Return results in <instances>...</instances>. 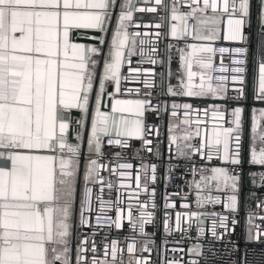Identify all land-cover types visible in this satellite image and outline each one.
<instances>
[{
  "label": "snow or ice",
  "instance_id": "obj_1",
  "mask_svg": "<svg viewBox=\"0 0 264 264\" xmlns=\"http://www.w3.org/2000/svg\"><path fill=\"white\" fill-rule=\"evenodd\" d=\"M245 177L264 187V0H0V264H200L238 224L230 264H264Z\"/></svg>",
  "mask_w": 264,
  "mask_h": 264
},
{
  "label": "built area",
  "instance_id": "obj_2",
  "mask_svg": "<svg viewBox=\"0 0 264 264\" xmlns=\"http://www.w3.org/2000/svg\"><path fill=\"white\" fill-rule=\"evenodd\" d=\"M165 2L167 3V2H169V0H165ZM147 6H151V5H147ZM134 15L137 18L143 17L145 22H147V21H153L154 22L155 19H158L159 12H157V13H147V12L141 13V12H137ZM131 30L132 31H141V32H145V31L154 32V31H156L155 28H149V29L137 28V27H135V25L132 26ZM165 30H166V28H165ZM189 42H191V41H189ZM225 46H233L234 47V46H237V45L234 44V43L225 42ZM137 59H138V57H133L132 63H133L134 66H135V63H136ZM172 66H173V71L175 72L176 69L178 68V57L174 56L173 65ZM249 72H250V75H251V72H252L251 63L249 65ZM175 82H176L175 79H173V83H175ZM130 86L135 87L137 85L133 83ZM208 103H212V101L209 100ZM201 106H203V105L201 104ZM257 106H259V105H257ZM249 112L246 115V121H247V123H246V132H247V127H248V123H249ZM163 131H164V129H162V132ZM246 138H247V135H246ZM136 143L138 145L139 142H136ZM112 151H119V149H115V148L106 149V154H110ZM123 155L125 157H127V161L128 162H131L134 165L138 163V160L133 158L130 153L125 152V153H123ZM105 162H107V155H106ZM119 162H125V161L121 160ZM104 175H105L106 179L111 178V177H109V174L107 172H105ZM180 183H181V181L179 179L175 180L174 182H172L169 185L168 191L169 192L177 191L176 185H178ZM132 190H134V189H121V191H124V192L132 191ZM246 190H247V177H245L244 183H243L242 195H241L242 201L245 198ZM184 191H187V189L185 188ZM163 192H164L163 183H160L159 186H158V191H157V199L161 203V205H162ZM254 192H256L257 197L264 198V187H254ZM115 195H116V192H115V189H113L112 190V198L113 199L115 198ZM105 198L106 199L108 198V190L107 189H105ZM179 205H180V201H179V198H177V209L176 210H181ZM252 207L255 208V201L254 200H253ZM216 210H219V206H217ZM241 215L243 216V213H241ZM257 223H260V221L257 220ZM87 230L88 229H85V231H87ZM150 230H152V229H150ZM241 232H242V229H241L240 225L238 224L236 226V229H235V235L233 237H231V239L237 241V243H238V251L233 253L232 256H229L227 253L224 252V242H215V247L217 249L216 254L213 255L212 252H209L205 248L204 249V255L199 257L200 264H205V257L207 258V264H230V262H231V260L233 258L236 259V260H240L242 255H243L244 247H245V241L242 239ZM105 233L110 238H118L121 241H123V237L128 234L127 222L125 221V227L122 230H116L115 228H112L111 230H108V229L99 230V233L97 235V240L99 241L101 239V236L103 234H105ZM157 234H158V236H162L163 235L162 225L160 226ZM190 234H191L192 237H195V230L193 229ZM168 239H169V241H178V240H180V234L179 233H174L172 236H169ZM193 242L194 241H189L188 239H185L182 242L181 245H176L174 243H170L168 245V247H169V249H171L172 247H184L185 249H187V247L190 245V243H193ZM157 243L159 244V240L157 241ZM248 248L250 250L248 252V259H249V261H252V260L257 258V254L259 252V249L261 248V245L249 244ZM145 254L147 255V253H145ZM173 255L174 254L171 251L168 252L169 258H171ZM177 255H184V254H177ZM151 258H152L153 261H156L158 259L155 250L153 251ZM184 259H185V261H187L188 260V256L184 255Z\"/></svg>",
  "mask_w": 264,
  "mask_h": 264
},
{
  "label": "crops",
  "instance_id": "obj_3",
  "mask_svg": "<svg viewBox=\"0 0 264 264\" xmlns=\"http://www.w3.org/2000/svg\"><path fill=\"white\" fill-rule=\"evenodd\" d=\"M247 134V136L248 135H250V112H249V123H248V127H247V132H246ZM248 180V179H247ZM247 191V190H246ZM247 193H248V191H247ZM247 203L250 205V206H252L253 205V200H248L247 201Z\"/></svg>",
  "mask_w": 264,
  "mask_h": 264
},
{
  "label": "rangeland",
  "instance_id": "obj_4",
  "mask_svg": "<svg viewBox=\"0 0 264 264\" xmlns=\"http://www.w3.org/2000/svg\"><path fill=\"white\" fill-rule=\"evenodd\" d=\"M248 191V193H247ZM247 191L245 194V198L248 196L249 192H254V187L251 186L250 182L247 180Z\"/></svg>",
  "mask_w": 264,
  "mask_h": 264
}]
</instances>
